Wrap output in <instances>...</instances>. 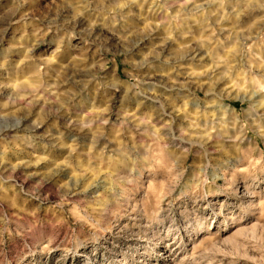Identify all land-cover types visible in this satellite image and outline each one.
I'll return each instance as SVG.
<instances>
[{
	"label": "rangeland",
	"instance_id": "obj_1",
	"mask_svg": "<svg viewBox=\"0 0 264 264\" xmlns=\"http://www.w3.org/2000/svg\"><path fill=\"white\" fill-rule=\"evenodd\" d=\"M0 264H264V0H0Z\"/></svg>",
	"mask_w": 264,
	"mask_h": 264
}]
</instances>
